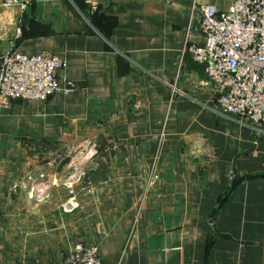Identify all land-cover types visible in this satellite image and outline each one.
Instances as JSON below:
<instances>
[{
  "label": "crops",
  "instance_id": "1",
  "mask_svg": "<svg viewBox=\"0 0 264 264\" xmlns=\"http://www.w3.org/2000/svg\"><path fill=\"white\" fill-rule=\"evenodd\" d=\"M232 1L0 0V58L58 55L77 85L0 102V264L77 241L101 264H264V125L222 113L185 50Z\"/></svg>",
  "mask_w": 264,
  "mask_h": 264
},
{
  "label": "built area",
  "instance_id": "2",
  "mask_svg": "<svg viewBox=\"0 0 264 264\" xmlns=\"http://www.w3.org/2000/svg\"><path fill=\"white\" fill-rule=\"evenodd\" d=\"M4 4L19 5L26 12L33 0H4ZM91 8L97 10L98 5L91 2ZM201 14L205 40L185 50L216 86L219 110L264 125V0H233L223 12L209 4ZM21 34L19 26L17 37ZM65 66L58 55L12 48L0 58V102L4 98L45 100L55 93L74 92L76 83L62 74ZM150 176L159 177L154 166ZM46 189H38V194ZM57 264H101V258L96 245L77 241Z\"/></svg>",
  "mask_w": 264,
  "mask_h": 264
},
{
  "label": "trees",
  "instance_id": "3",
  "mask_svg": "<svg viewBox=\"0 0 264 264\" xmlns=\"http://www.w3.org/2000/svg\"><path fill=\"white\" fill-rule=\"evenodd\" d=\"M68 161V160H67ZM65 163V162H64Z\"/></svg>",
  "mask_w": 264,
  "mask_h": 264
},
{
  "label": "rangeland",
  "instance_id": "4",
  "mask_svg": "<svg viewBox=\"0 0 264 264\" xmlns=\"http://www.w3.org/2000/svg\"><path fill=\"white\" fill-rule=\"evenodd\" d=\"M60 159V158H59Z\"/></svg>",
  "mask_w": 264,
  "mask_h": 264
}]
</instances>
